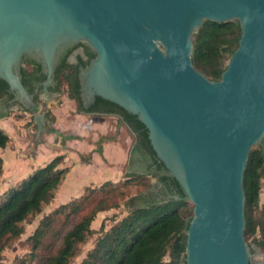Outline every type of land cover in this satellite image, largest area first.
<instances>
[{
    "label": "water",
    "instance_id": "95a60500",
    "mask_svg": "<svg viewBox=\"0 0 264 264\" xmlns=\"http://www.w3.org/2000/svg\"><path fill=\"white\" fill-rule=\"evenodd\" d=\"M204 20L240 28L218 80L191 60ZM78 43L95 53L78 67L82 105L100 97L135 115L193 205L185 264H260L244 240L243 188L251 147L264 151V0H0V79L24 109L38 104L22 60L39 64L47 95Z\"/></svg>",
    "mask_w": 264,
    "mask_h": 264
},
{
    "label": "trees",
    "instance_id": "16d2710c",
    "mask_svg": "<svg viewBox=\"0 0 264 264\" xmlns=\"http://www.w3.org/2000/svg\"><path fill=\"white\" fill-rule=\"evenodd\" d=\"M239 36L240 28L236 21L217 23L204 20L193 34L191 60L194 67L208 79L218 80L226 66L224 54H231L237 47ZM75 45L59 58L49 91L59 92L64 84L67 97L76 102L77 112L117 116L133 134L128 164L142 158L150 160L153 167H148L144 172H130L117 181L106 180L99 185L86 186L81 195L59 204L41 218L27 238L29 252L15 264H69L70 259L78 253L79 245L93 232L91 224L99 213L118 207V198L134 200L137 197L129 196L127 192L134 185H142L146 189L161 185L169 198L146 202L128 212L101 233L80 264H185L186 229L192 215L185 218L180 213V209L188 203L184 191L156 158L147 138V129L135 115L100 97H96L89 107L82 105L78 67L80 63L90 62L95 53L84 44L83 55H76V62L70 63L67 57ZM222 47H226L225 53L221 51ZM20 75L22 84L38 104V93H33L32 88L34 82L45 79L41 67L32 60L23 59ZM1 99L12 101L13 94L0 79ZM45 117L52 123L55 120L49 110L45 112ZM48 131L59 134L54 128ZM9 140L8 134L0 129V148L4 149ZM63 158V155L55 156L2 193L0 253L4 246L23 233L22 222L28 215L39 213L42 204L53 198L54 190L68 171L66 167H58ZM2 169L3 159L0 156V175ZM263 174L264 151L252 146L244 170V240L250 248L248 240L251 238L264 257V207L258 210ZM148 176L155 178L156 182L152 184L146 179ZM175 196L179 198L175 199Z\"/></svg>",
    "mask_w": 264,
    "mask_h": 264
},
{
    "label": "rangeland",
    "instance_id": "374dc122",
    "mask_svg": "<svg viewBox=\"0 0 264 264\" xmlns=\"http://www.w3.org/2000/svg\"><path fill=\"white\" fill-rule=\"evenodd\" d=\"M225 50L223 51L225 53ZM230 54L226 52L224 54V61L227 62ZM71 61L73 60V55L69 58ZM40 102L38 103V107L36 111H26L20 104H15L12 106V110L8 109L10 115L15 121H19V130L15 134V130L12 127L8 128V133L10 136H13L8 145V150L14 151L19 155L20 158H29L36 154V147L40 144H44L45 142L52 148L54 152H62L60 154L70 155L72 157L67 161H63L62 164L68 166V173L65 175V179L63 183L58 186L53 193V198L50 202L46 204H42L41 211L39 213H34L28 215V217L22 222V226L24 228L23 233L18 237L12 240L9 244L3 247L0 253V264H15V262L22 258L27 252L30 250V243L27 238L30 236L34 229L37 227L41 218L57 207L59 204L67 202L70 198L79 195L83 187L85 185L93 186L100 184L103 180L111 179V180H119L122 179L126 174L136 171V169L131 168L127 161L119 165V171L115 172L110 176H104L100 178H96L98 174L97 168L93 165L91 161V153H84L79 156L80 163L82 164V168L80 170L77 169V164L74 161V155L68 151L71 149L66 148L67 139L70 138L73 133H69L63 129H57L60 134L49 132L50 128H54L55 123L51 122L48 117H45V112L49 110L51 114H53L54 119L56 115H60V112L66 114V118H69L75 109V101L70 100L66 94V88L64 84L62 85L59 92H50L45 95L44 93L39 95ZM35 113L44 114L43 120L38 124L37 120L34 118ZM93 119L98 118V120L104 119L106 124L111 131L106 134L107 138H112L114 132L119 134L118 138L121 144L124 146L125 151L127 148L130 149L129 145L133 143V134L131 131L122 123L119 122L117 117L110 115H91ZM61 120V117L59 118ZM63 126L67 128H75V126H71L70 123H64ZM111 126V127H110ZM7 133V132H6ZM52 135V136H50ZM68 149V150H67ZM64 152V153H63ZM107 163V162H106ZM108 164V163H107ZM59 167H63L59 165ZM107 169L111 170L112 165H107ZM78 170V171H77ZM114 170V169H113ZM3 173V172H2ZM0 175V184L2 182ZM83 178L84 180L81 183H78L76 189L70 194L67 195L68 186L71 187L70 183L77 182ZM152 184H154L155 178L148 176L146 178ZM69 185L66 186V183ZM67 183V184H68ZM3 189L0 188V199L2 198V193L7 190V185H2ZM12 186V183L9 184ZM129 196L137 195L134 200H126L118 198V207L112 208L110 210L99 213L96 216V219L91 224V228L93 232L87 237L86 241L79 245L78 253L72 257L69 261V264H80L82 259L85 257L87 251L91 249L96 241V239L101 235V233L107 230L111 225H113L116 221L120 220L122 217L126 216L128 212L133 210L136 207L143 206L146 202L149 201H161L163 199L169 198L166 196L160 186L151 187L146 189V187L142 185H134L127 189ZM192 203L188 201L187 205L180 209V213L183 217H188L192 215ZM264 207V174L261 179V190L259 195V204L258 210H261ZM103 223V229L101 228V224ZM259 231H257V235ZM253 256L254 262H258L260 264H264V257L261 250L252 242L250 238L248 240Z\"/></svg>",
    "mask_w": 264,
    "mask_h": 264
},
{
    "label": "crops",
    "instance_id": "0c3cea01",
    "mask_svg": "<svg viewBox=\"0 0 264 264\" xmlns=\"http://www.w3.org/2000/svg\"><path fill=\"white\" fill-rule=\"evenodd\" d=\"M70 100H73V99H70ZM13 105L15 104L11 103L10 101L3 100V99L0 100V129H2L4 132H7L10 140L13 136L15 137V135L13 134V136H10L8 133V128L12 127L15 130V134H16V132H18L19 130V125H20V122L15 121L12 118V115H10V112H8V109L12 110ZM75 109H76V104H75ZM91 115L115 116L112 114H104V113L77 112V110H75L74 113L69 118H66V114H64L63 112H60V115L58 116L56 115V118L54 120V123L56 125L54 126V129L57 130V129L64 128L65 131L69 133H73V135L67 139L66 148L71 149V151H68V152L74 155L73 156L75 159L74 161L76 162L78 166L77 167L78 170L82 168V164L80 163L79 156L84 153H91V157H92L91 161L93 165L97 168L98 174H96L97 175L96 178H100V176L104 177L105 175L110 176L112 174H115V172L119 171L118 170L119 165H121L122 163H125L126 161L128 164L130 149L127 148V150L125 151L124 146L119 141V138H118L119 134L117 132H114L113 134L114 136L112 138H107L106 134L109 133L108 131H111L110 129L113 127L110 126L111 128H109L104 119L102 120H98V118L93 119ZM60 117H61V120L59 119ZM117 119L119 120L118 117ZM64 123H70L71 126H75V128L66 129L63 126ZM131 145L132 144L129 145L130 148H131ZM36 152L37 153L34 154V156L22 159L14 151L8 150V145H6L4 149L0 148V156L3 159V169H2L3 173L1 176L2 182L0 184L1 189H3L2 185H7L8 188L11 187L9 186L10 183H12V185H15L21 179H23L24 177L32 173L35 169L47 164L51 159H53L57 155L64 156L63 160L59 164V165H62L63 167H59V165L58 167L68 168V166H65L62 163L63 161L69 160L71 156L70 155L65 156V154H60L62 152H57V153L54 152L47 142L42 144V146L39 144L36 147ZM109 164L112 165L111 170L107 169L108 168L107 165ZM83 180L84 179L81 178L77 182H73V183L69 182L71 184V187L68 186L67 195H70L74 191V189H76L78 183H81ZM106 180H111V179H106ZM106 180H103L102 182ZM111 181H114V180H111ZM67 183H66V186L69 185V183L68 184ZM86 186H89V185H85L83 187L82 192L79 195L83 193L84 188Z\"/></svg>",
    "mask_w": 264,
    "mask_h": 264
},
{
    "label": "flooded vegetation",
    "instance_id": "af4514ba",
    "mask_svg": "<svg viewBox=\"0 0 264 264\" xmlns=\"http://www.w3.org/2000/svg\"><path fill=\"white\" fill-rule=\"evenodd\" d=\"M84 50H85L84 44H81V45L77 44V45H75V48L68 55L67 61L70 62V63L76 62V55H83ZM71 55H73V60L72 61L69 59ZM43 81L42 82L36 81V82L33 83L32 91H33V93H38V96L40 94L44 93L43 92ZM51 86H53V85H51ZM10 102L13 103L12 101H10ZM13 104H15V103H13ZM91 113H98V112H91ZM135 157H137V156H135ZM129 166L131 168L136 169V171H133V172H144V171H146V169H148V167H151L152 168L153 167V164L148 159L138 158V160H134L133 162H131ZM158 186L161 187V185H158ZM166 196H169V195H166Z\"/></svg>",
    "mask_w": 264,
    "mask_h": 264
}]
</instances>
